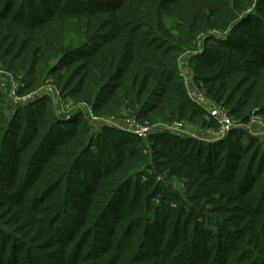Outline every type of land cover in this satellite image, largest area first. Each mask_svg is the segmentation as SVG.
I'll use <instances>...</instances> for the list:
<instances>
[{
    "label": "trees",
    "instance_id": "16d2710c",
    "mask_svg": "<svg viewBox=\"0 0 264 264\" xmlns=\"http://www.w3.org/2000/svg\"><path fill=\"white\" fill-rule=\"evenodd\" d=\"M0 71V264H264V142L186 130L264 118V0H0Z\"/></svg>",
    "mask_w": 264,
    "mask_h": 264
},
{
    "label": "built area",
    "instance_id": "2783aa9c",
    "mask_svg": "<svg viewBox=\"0 0 264 264\" xmlns=\"http://www.w3.org/2000/svg\"><path fill=\"white\" fill-rule=\"evenodd\" d=\"M0 73H2V72L0 71ZM11 79H13V78L11 77ZM12 86L13 87H12V94L11 95L13 96V95H15V92L17 90L16 89V85H14V82L13 81H12ZM40 92L43 93V94H46V95H49V94L52 95L53 102L55 103V105L58 108L61 107L60 105H67V108H69V106L71 105V104L70 105L69 104H66V103H64L63 100H61V98L59 97V95H60L59 90L54 85H48L47 87L43 88ZM193 94L197 95L196 101H195V99H193V100L195 102H198L199 104H202V105L205 102L208 103V107H207L208 108V111L210 110V114H212L215 118H217L218 123H219V129L214 134L215 137L218 136L217 139H220V140H222L221 138L225 139L227 136H229L228 134H230V132H232L235 128H237L238 126H240L231 117H228L227 116V114L224 111V109H222L220 107H217V106H215L212 103L210 104L205 99H203L200 94L198 95V93H193ZM191 96H192V93H190V96L189 97H191ZM31 98H32V96H31ZM31 98H30V96L23 97L21 99V101L22 102H26L27 100L29 101V99H31ZM83 110H84V112L85 111H91V107L85 105L83 107ZM259 117L261 118V116L255 115L253 117V119L254 118L259 119ZM107 122H108V125L117 126L116 125V121L113 120V119H108ZM140 124L141 123H137V122L133 121V123L130 126V128L126 127L125 129L124 128H122V129H124V130H126V131L134 134L135 136H138V137H143V138L148 137L151 134L152 129L149 128V127L141 126ZM162 127H165L164 129H166V130H168L169 132H172V133L173 132H181V133H185L186 132L181 123H176L175 122V124H172V125H163ZM217 139L215 140V142L216 141H219ZM202 140H205V141L210 142L209 140H206V139H202Z\"/></svg>",
    "mask_w": 264,
    "mask_h": 264
},
{
    "label": "rangeland",
    "instance_id": "374dc122",
    "mask_svg": "<svg viewBox=\"0 0 264 264\" xmlns=\"http://www.w3.org/2000/svg\"><path fill=\"white\" fill-rule=\"evenodd\" d=\"M187 59H189V56H187ZM13 78V77H12ZM15 81V80H14ZM0 82H3L2 79L0 78ZM191 93V92H190ZM191 100L197 99V95L192 94V96L190 97ZM204 107H206V109L208 110V103H203ZM75 108H79L78 106H73ZM210 114V111L208 112ZM241 126V128L245 129L247 131V133L252 134L253 136H255L257 139H259L262 143L264 142V118L263 117H259V119L254 118L251 122H248L247 124H239ZM166 130V129H165ZM186 130H190L189 132H187ZM185 131L190 134L191 136H196L199 137L200 139H206L209 140L211 143L215 142V140L217 139V137H215L214 135H210V131L211 130H204L201 131L199 130L196 126L194 128H190V129H186ZM223 140V138H221ZM220 140V139H217Z\"/></svg>",
    "mask_w": 264,
    "mask_h": 264
},
{
    "label": "clouds",
    "instance_id": "9594fccd",
    "mask_svg": "<svg viewBox=\"0 0 264 264\" xmlns=\"http://www.w3.org/2000/svg\"><path fill=\"white\" fill-rule=\"evenodd\" d=\"M57 89H58V88H57ZM230 133H231V132H230ZM228 135H229V134H228ZM227 137H228V136H227ZM227 137H226V138H227Z\"/></svg>",
    "mask_w": 264,
    "mask_h": 264
}]
</instances>
